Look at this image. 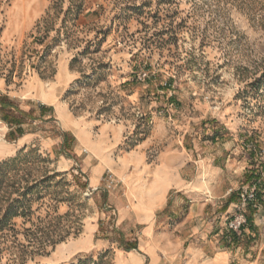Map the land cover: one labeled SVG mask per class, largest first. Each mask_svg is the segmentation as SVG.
<instances>
[{
  "label": "rangeland",
  "instance_id": "1",
  "mask_svg": "<svg viewBox=\"0 0 264 264\" xmlns=\"http://www.w3.org/2000/svg\"><path fill=\"white\" fill-rule=\"evenodd\" d=\"M27 1H0V264H264V0Z\"/></svg>",
  "mask_w": 264,
  "mask_h": 264
},
{
  "label": "crops",
  "instance_id": "2",
  "mask_svg": "<svg viewBox=\"0 0 264 264\" xmlns=\"http://www.w3.org/2000/svg\"><path fill=\"white\" fill-rule=\"evenodd\" d=\"M1 1V0H0ZM32 2V0H30ZM28 1L27 0H12V6H16V7H23V5L25 7H29L30 4L27 3ZM14 21L12 20V18L9 20V24L10 23H13Z\"/></svg>",
  "mask_w": 264,
  "mask_h": 264
},
{
  "label": "trees",
  "instance_id": "3",
  "mask_svg": "<svg viewBox=\"0 0 264 264\" xmlns=\"http://www.w3.org/2000/svg\"><path fill=\"white\" fill-rule=\"evenodd\" d=\"M251 208V207H250ZM251 211H253L251 209ZM248 223L246 225H244L243 229L246 227V226H250V227H253L254 226V222H253V219H252V214L248 215ZM250 239H252V237H250Z\"/></svg>",
  "mask_w": 264,
  "mask_h": 264
},
{
  "label": "built area",
  "instance_id": "4",
  "mask_svg": "<svg viewBox=\"0 0 264 264\" xmlns=\"http://www.w3.org/2000/svg\"><path fill=\"white\" fill-rule=\"evenodd\" d=\"M243 221H244L243 217H239L236 219V223H233V225L235 226V228H239L243 223Z\"/></svg>",
  "mask_w": 264,
  "mask_h": 264
}]
</instances>
